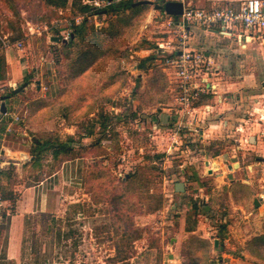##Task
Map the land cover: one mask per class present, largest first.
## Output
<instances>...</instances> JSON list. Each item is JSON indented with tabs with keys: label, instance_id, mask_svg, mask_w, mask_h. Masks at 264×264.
<instances>
[{
	"label": "rangeland",
	"instance_id": "1",
	"mask_svg": "<svg viewBox=\"0 0 264 264\" xmlns=\"http://www.w3.org/2000/svg\"><path fill=\"white\" fill-rule=\"evenodd\" d=\"M72 1L55 10L41 0H0V98L30 79L0 99L8 114L7 126L0 123V186L17 203L19 191L58 167L60 145L86 159L80 186L61 189L17 229L12 205L0 199V264H264V241L256 243L264 236V43L251 44L253 56L236 65L224 63L220 40L203 37L220 67L225 114L217 105L202 128L177 130L164 70L134 68L142 51L174 39L162 15L150 17V5L130 20L131 10L100 13L78 25L82 37L63 44L55 24L71 34L74 20L85 18ZM120 26L124 37L114 34ZM48 81L57 92L40 97L37 82ZM37 142L47 146L29 163ZM137 171L146 182L123 185Z\"/></svg>",
	"mask_w": 264,
	"mask_h": 264
},
{
	"label": "built area",
	"instance_id": "2",
	"mask_svg": "<svg viewBox=\"0 0 264 264\" xmlns=\"http://www.w3.org/2000/svg\"><path fill=\"white\" fill-rule=\"evenodd\" d=\"M137 1L142 0H82V5L87 6L90 11L84 14L83 20L75 19L71 26L90 21L91 17L99 16L102 11L106 14V10L111 6ZM148 1L159 5L166 2L182 4V13L178 16L161 12L162 18L165 19L161 26L166 28V33L173 34L174 39L169 37L167 41L158 43L153 52L160 58L159 64L167 75L171 96L178 106L177 130H198L203 127L198 125H204L215 112L216 105L211 102L198 104L201 97L217 96V104H221L225 98L222 99L217 94L219 83L216 80L220 67L205 55V51L189 47L190 28L202 29L208 33H215L218 29L221 36L235 37L239 42L242 39L243 43L264 39V0H244L237 8L223 5L205 10L185 4V0ZM54 29L64 41H68L67 37L71 36L68 31H62L57 24ZM3 46H8L6 39ZM158 126V123H153L152 130L157 131Z\"/></svg>",
	"mask_w": 264,
	"mask_h": 264
},
{
	"label": "crops",
	"instance_id": "3",
	"mask_svg": "<svg viewBox=\"0 0 264 264\" xmlns=\"http://www.w3.org/2000/svg\"><path fill=\"white\" fill-rule=\"evenodd\" d=\"M243 1L244 0H185V4H189L190 6H192L194 8H199V9L205 10V9L212 8L214 6H223V5H228V6L237 8ZM150 7H152V6H150ZM162 11H160V12L155 11L152 7L153 13L152 14L150 13L151 14L150 17H152V15H155V13H158L159 15H161ZM153 17H155V16H153ZM190 30H191V28H190ZM219 31L220 30L216 29L215 33H208V32H205L204 30H201V29H197V28L194 29L193 32H189V35H190L189 47L191 49H194V50L205 51V55L207 57H209L214 62V57L212 55L213 54V48L210 47L211 42L208 40H212L216 37L218 41L220 40L219 42L221 44H224V49L222 50L223 54H221V56L224 57V63L227 61H230V62L234 61L236 63V65H240L242 60L251 58L253 56L252 53L250 52V50L254 49L253 48L254 45L251 46V44L254 43L255 45L258 44L259 46H262L264 43V39L253 40L251 42H246V43H243V40L241 39L239 42L235 37L226 38L224 36H221ZM203 37L205 39L206 38L208 39L206 41L207 42V46H206L207 48L202 46V45L206 44V43L204 44L202 42ZM231 40H235L236 44L233 45L231 42H228ZM142 53H144V54L141 55L140 59L149 56L148 52H146V51H142ZM138 54L140 55V52L137 53V56H138ZM262 57L264 58V54L262 55ZM225 60H227V61H225ZM216 65L218 66V64H216ZM137 67H138V65L134 67L135 70H138ZM48 74H49V76H51L50 73H48ZM219 74H220V68H219L218 76H219ZM218 80H216V81H218ZM246 81L248 83H251L250 78L247 79ZM47 83L48 84L46 87L44 85L45 84L44 82L42 84H41V82H40V84H39V82H37V85H38L37 90H39L38 92H39L40 97L44 96L46 91L48 92V95H51V96H54L56 94L57 90H56L55 86L53 85V82L48 81ZM168 83H169V81H168ZM222 90L223 89H221V85L219 84V86L217 88V94L222 99H224L223 95L219 94ZM260 97H263V99H264V95L260 96ZM216 99H217V96L215 97L213 95L212 100H211V104H213V105L216 104L215 110H217L216 109L218 107L217 105H219L220 106L219 110L221 111V112H219L220 113L219 115H222V114L224 115L225 114L224 105L226 102V98L221 104H217ZM256 102H257V100H256ZM162 110L165 112L170 111V109H162ZM235 110H238V107H236ZM161 116H163V115H161ZM7 117H8V114L5 113L4 116L2 118H0V123L7 126V124H8L7 123L8 122ZM178 118H179V116H178L177 111L175 112L174 115L171 114V116H169L170 121H175L176 119L178 120ZM240 121H243V120H237L234 124L238 125V126H242ZM155 122L158 123V125L161 127V123L159 120L154 121V123ZM224 125H225V123H224ZM227 125L228 124H226L225 126H227ZM159 126H158V130H159ZM158 130L155 132H158ZM202 133H203V131H202ZM85 166H86V159L85 158L76 157L73 159L65 160L62 163H60L58 168L53 173H51L50 175H47L45 178H43L42 180L37 182L34 186L27 188L24 191H19V195H20L19 200L16 203L15 213L13 214L14 216L12 217V220L14 221L13 226L16 227V229H17L19 227V225L21 224V222H20L21 218L24 217L25 215L45 212L49 206V198L55 196L57 192H59L61 189L65 188L66 186L73 187V188L80 186L82 178H83Z\"/></svg>",
	"mask_w": 264,
	"mask_h": 264
},
{
	"label": "trees",
	"instance_id": "4",
	"mask_svg": "<svg viewBox=\"0 0 264 264\" xmlns=\"http://www.w3.org/2000/svg\"><path fill=\"white\" fill-rule=\"evenodd\" d=\"M41 1H42L44 6L53 8L55 10L64 9L68 5V0H41ZM134 3L135 2H124V3L118 4V5L111 6L110 8H108L106 10V15H112L113 16V15L118 14L121 11L131 10V14H130V17L128 19V20H130V18L138 16L139 13H143V11L148 10V8H149L148 5H139V6H134L133 7ZM70 7L71 8H77L79 13H81L83 15L86 14V13H89V11H90L87 6H83L82 5L81 0L72 1V3H70ZM84 22H83V24H84ZM82 26H78V25L77 26H73V32L71 33L72 37H70L69 43H72L73 38L75 36L79 37V38L83 36V33H84L85 29L82 28ZM125 28H126V26H120L117 29V31L114 32L115 36L124 37L125 36V34H124ZM90 30H91L92 36H98V34L100 33V32H95L93 27L90 28ZM147 49L148 50H152L153 48L151 47V48H147ZM95 50H98V49H95ZM91 51H93V49L90 50L89 53ZM84 59H86V55H84L83 60ZM139 61L140 62H139L138 67H137L138 70H142V69H145V68H151L153 65L154 66H159V67L162 68V66L159 64L160 63V58L154 52L152 54H150L148 57L142 58ZM89 64L83 70H85L88 66L91 65V64L90 65ZM4 69H5V60H4L3 57L0 56V77L4 73ZM29 83H30V79L25 77L23 84H26V86H27ZM135 91H136V89H135ZM14 95H15L14 91L10 90V93L8 95L2 96V97H4V99H10ZM211 100H212V95H205V96L201 97V100L198 102V104H200V103H210ZM39 105L40 104H38V106ZM103 127H104V125H103ZM46 146H47V143H41V142H37L35 145H33V149H31L30 152H29V154L31 156L29 163H34L36 161V154L38 152H41ZM73 152H74V150H73L72 147L60 145L59 150L57 152L55 150L54 156L57 157L58 155H61V154L63 155L64 158L60 161V163H62L65 160L73 159V158H76V157L82 158V156H76ZM60 163H59V165H60ZM53 172H51V173H53ZM138 172L139 171H137V172H135L133 174H129L128 177L123 180V185H125L126 187H134L140 181L141 182H146V180L144 178H142V176L139 175ZM51 173H49V175ZM2 178H5V173L0 172V180ZM37 181H39V180H37ZM0 199L2 201L9 202L12 205L11 215L14 214L15 213L16 199L14 198V194L12 192V189L7 187V186H0ZM115 202L116 203H120V202H122V200L117 198V199H115ZM123 203H125V202H123ZM24 217L27 218L29 216L25 215ZM23 223H24V226H25L26 225V221L23 222ZM187 230L190 231V228L187 227ZM262 241H264V236L258 238L256 240V243H261ZM261 249L264 251V247L261 248ZM260 258L262 260H264V254Z\"/></svg>",
	"mask_w": 264,
	"mask_h": 264
},
{
	"label": "water",
	"instance_id": "5",
	"mask_svg": "<svg viewBox=\"0 0 264 264\" xmlns=\"http://www.w3.org/2000/svg\"><path fill=\"white\" fill-rule=\"evenodd\" d=\"M139 5H150L153 7V9L155 11H164L165 14L169 15V16H178L182 13V4L180 2H166L163 5H159V4H154L152 1H148V0H142V1H137L133 4L134 6H139ZM102 15L105 14V11L100 12ZM51 41L57 42L58 38L57 37H52L50 38ZM63 44H66L65 41L62 40ZM26 86V84H23L20 88L18 89H14V93L17 94L21 89H24ZM4 97L1 98V100H3ZM6 113V108H5V104L2 102L0 104V114H5ZM250 140H253V138H250ZM26 157V155H25ZM29 160H27V158H25L24 162L27 163ZM207 165V164H206ZM238 165L234 164L232 166H228V169L231 170L232 168H236ZM209 173H211V170H209ZM184 191V184L183 183H176L175 184V192H183ZM254 205L257 207L258 206V202L254 201ZM217 244L215 243V246Z\"/></svg>",
	"mask_w": 264,
	"mask_h": 264
},
{
	"label": "flooded vegetation",
	"instance_id": "6",
	"mask_svg": "<svg viewBox=\"0 0 264 264\" xmlns=\"http://www.w3.org/2000/svg\"><path fill=\"white\" fill-rule=\"evenodd\" d=\"M260 120H262V119L260 118ZM203 135H204V133H201V134H200L201 138H202ZM207 165H208V164H207ZM209 170H210V169H209ZM209 170H208V171H209ZM211 174H212V172H211V173L208 172V175H211Z\"/></svg>",
	"mask_w": 264,
	"mask_h": 264
}]
</instances>
